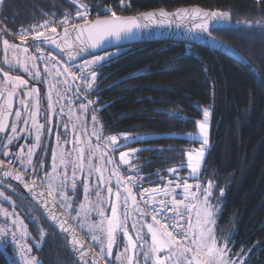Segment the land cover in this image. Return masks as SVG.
Segmentation results:
<instances>
[{
	"label": "trees",
	"instance_id": "1",
	"mask_svg": "<svg viewBox=\"0 0 264 264\" xmlns=\"http://www.w3.org/2000/svg\"><path fill=\"white\" fill-rule=\"evenodd\" d=\"M78 2L96 12L91 19L110 16L106 9L118 16L187 6L230 13L229 20L217 21L208 32L249 68L184 43L137 44L98 65L94 97L105 135L137 138L122 148L139 149L130 171L141 176V191L164 184L168 170L184 164L186 152L199 145L186 134L196 130L200 108H210V149L198 180L212 183L211 201L220 204L215 239L230 255L244 254V264H264V0H124L123 6L121 0ZM0 7L1 25L13 38L18 28L83 10L73 0H4ZM118 139L117 145L122 143ZM178 172L185 175L187 169ZM20 199L28 201L23 194ZM39 219L37 224L24 221L32 236H41L39 248L33 249L40 264H78L67 239ZM0 264L14 263L0 251Z\"/></svg>",
	"mask_w": 264,
	"mask_h": 264
},
{
	"label": "flooded vegetation",
	"instance_id": "2",
	"mask_svg": "<svg viewBox=\"0 0 264 264\" xmlns=\"http://www.w3.org/2000/svg\"><path fill=\"white\" fill-rule=\"evenodd\" d=\"M1 37L2 33H0V38ZM33 48L34 47H29L30 51ZM16 51L17 50L12 47H0V120H2L6 126L5 130L0 132V161H3V165L15 172L20 179H16L13 175L11 176V181L4 180L0 177V192L7 195L23 208L27 213L24 219H29L32 224H35V219L40 217L39 220L41 223H47L48 219L46 216L25 195V191L34 185H38L46 191L57 208L70 220L77 231L87 241L84 233L75 225L73 217L77 215H79L78 217L81 216V213L79 214L80 210L78 209V203L80 197H82L84 193V181L86 180V185L88 186L87 195H90L91 192L95 195L102 188L100 181L102 173L101 171H95L96 165L92 171L89 168L86 172L85 161L83 171L76 169L75 177H73L74 169L72 162L77 161L79 154L78 150H83V155L86 159L85 142L81 132L73 125L72 117L64 112H60L59 105L64 108L65 103L53 102V104H51V110H49L50 103L48 97L50 95L53 99H59L60 97L72 95L84 99L87 92V94L94 96L98 85L97 69L99 67L93 69L96 74L95 82L91 84L90 88H86V84H84V86L82 85V78L81 83L77 81L74 71V66H79L78 64H81L82 60L69 63L52 51L50 47H43V53H45L50 60L44 59L39 64H36L34 60L27 59L26 54L22 55L24 60H20L18 58L20 55L17 54ZM27 54L30 56L28 52ZM34 55L36 56L37 53H34ZM52 57H55V59H52ZM21 65L28 67L29 72H25L24 67ZM65 67L70 69L71 75L63 73ZM37 73L38 75H35ZM60 73L63 74L61 75ZM73 75L76 79L72 78ZM6 76L9 79H6ZM12 77H19L25 80L26 84L17 85L16 81L11 79ZM65 80H67L68 83H64ZM33 89L36 90L37 94L31 97L26 95V93H29ZM10 92H13L15 96L12 95L10 99V105L12 104L13 106L12 113L9 117L8 113L11 106L8 107L6 100H9ZM21 100H24L25 104L28 105L27 109L21 105ZM5 108H7V111H5ZM17 111L21 112L20 118H17L15 115ZM33 114H35V124L32 120ZM25 121H27V123H25ZM37 124L43 125L44 127L38 131ZM13 126L16 127L15 133L12 132ZM38 135L39 141L36 139ZM8 139L12 140L11 144L8 143ZM30 149L32 152L31 156H29ZM4 152H8L9 155H3ZM53 154H56L57 158L54 163L57 165L63 163L60 159L61 155L66 157L67 168L70 170L66 177L59 178V174L56 173L49 181H46V177L50 171V161L51 158L53 159ZM29 160L31 163H29ZM28 164L31 165L30 168ZM97 168L101 169V163L99 161ZM129 170L130 168L125 169V174H127ZM85 176H87V178H85ZM53 179L55 183L56 180L59 182L60 179L59 184L55 185L50 183L53 182ZM61 182H63V184ZM73 182L76 184L75 189L72 188ZM47 183L48 187H46ZM49 184L52 185L51 191L53 196L49 194ZM62 193L67 199L61 198ZM22 194L28 199V203H21L20 198H22ZM12 195L16 196L19 200H14ZM69 204L71 207H62V205ZM134 213L138 215V211L133 209L129 213L126 224L129 235L134 237L135 241H137L136 230L132 227L135 223V220L132 222ZM93 217L95 219V215H93ZM122 235L123 233L119 235L118 232L116 243L112 249V255H114V257L124 251L125 245L122 240ZM142 236L146 239L144 235ZM91 248L104 264H111L108 258L98 255L95 246ZM139 249L137 250L139 251Z\"/></svg>",
	"mask_w": 264,
	"mask_h": 264
},
{
	"label": "rangeland",
	"instance_id": "3",
	"mask_svg": "<svg viewBox=\"0 0 264 264\" xmlns=\"http://www.w3.org/2000/svg\"><path fill=\"white\" fill-rule=\"evenodd\" d=\"M42 33H43V36L41 37L40 40H35L34 39L35 34L33 35L31 40L34 43V46H33L34 48L31 49V51L29 49V47L31 46L26 44V42L22 41L21 39L18 40L16 33L14 35V38H13V35L7 38L4 34H2V37L0 38V47H5L4 41L7 40L8 43L12 45V48L17 50L16 51L17 54L21 56V57L18 56L20 60H24V58H22V55L26 54L27 59H32L34 60V63L39 64L44 59L50 60V58H48V56L45 53H43V47L44 46L49 47L48 40L56 36L59 33V30L56 29V32H52L48 30ZM25 48L28 49L27 52L30 54L31 58L27 54V52L24 51ZM119 50L120 49H117V50H113L110 52L97 55V56L106 57V59H104L100 63L92 64L91 66L88 65V62L94 60L97 56H93L85 60H82V63L78 64L79 66L77 67L74 66L75 68L74 71H75V76L77 77V81L81 83V80L83 79V82H82L83 86L86 83H90V84L94 83L95 80L93 81L92 76H91V73L94 72L93 69L95 67H98V65H100L102 62L115 57L118 54ZM34 53H37V55L35 56ZM95 78H96V74H95ZM87 93L84 99H82V97L72 96V95L60 97L59 99H53L51 96V99H49V97L48 99H49L50 104H53V102L54 103L60 102L61 104L65 103L64 108L59 105L60 112H64L65 114L72 117L73 125H75V127L78 128V130L81 132L83 136V140L85 142V147H86L85 171L87 172L88 169L90 168L88 166L89 164H91L92 166L90 168L92 171L95 165H96V168L98 167V161L101 163V173L103 175L104 188H101L98 191L100 193L99 197H97L96 194L93 195V193L91 192L90 195H87V199H85V192L83 193V196L80 197V200L78 203V209L80 210L79 214L81 213V216L78 217L79 215H77L76 217H73V221L75 225L78 227V229L84 233V236H86L87 242L89 243V245L91 247L95 246V249L100 257L105 256L106 258H108L111 264H122L121 260H117L116 257L119 256L124 251L119 253L116 257H114V255L108 256L107 254V234H106L107 220L111 218L112 207L114 205L117 207L118 217L121 220L124 219L125 202H124V195L122 193V188L120 186V183H118V176L120 178H123L122 180L124 184H127V186L131 187V189H133L135 186H138L139 182H141V176L137 174L128 175V174H125V171H124L125 169L130 168V161L134 158L135 154L139 151V149L136 148L135 150H138V151H133L134 149H131V148H122V145L130 143V142H134L137 138L130 133H123L119 135L122 143H119L118 145L110 144V142L108 141V139H106V136L103 132L101 121L99 118L100 106L97 105L96 98ZM89 101H91L92 103H89ZM81 105H85L86 107L81 108ZM205 109H207L210 114L209 119L207 121V137H208L209 143L207 145H203V137L200 136L197 125H196L195 131H192L186 134V138L190 140H196L199 142V145L193 149L198 150L202 146L205 148V154L201 162V167H200L199 172L193 175L191 174V170L187 167V153L189 152L188 151L185 154L184 164L182 166L171 168V169H177L175 173L170 172L169 171L170 169H169L168 170L169 176L165 180V183L156 187L160 189L170 190V193H171L170 195H162L158 193V196L162 198L175 211L176 209L173 207L171 203L172 196H175V198L178 201L184 200V197H185L184 188L182 186L175 187L176 184L182 185L186 181L188 184L193 185V187L190 189V192L196 194V199H191L190 197L189 200H185L184 202L192 203V204H199L203 200V195H204L203 190L207 188L208 183L210 182V181L201 182L200 180H198L204 160L210 149V140H209L210 139V122H211L210 108H207V107L200 108L201 118L198 121L203 122V111ZM49 110H51V107L49 108ZM93 115L96 116L97 122H93L92 120ZM97 136H99V139L97 138ZM125 136L128 137L127 140L124 139ZM105 152L107 153V155H103V153ZM122 152L128 153V156L125 157V159L129 161L128 163H124V161L121 160L120 154ZM90 153L92 155H91V159L89 160L88 157ZM112 158L114 160L115 165L113 164ZM109 160H111L112 162L108 163ZM28 165L30 168L31 165L30 164ZM54 166H55V171H53ZM182 167L187 169V172L185 175H182L180 172H178V170ZM49 170L50 171L46 177V181H49L53 177V175L56 173L59 174V178L66 177L68 171L70 170L67 168V158L64 157V162L59 163L58 165L54 163V160L51 158ZM113 173H117L118 176L114 175ZM129 176L132 177L130 181L127 180V177ZM182 176H186V177L181 178ZM85 178H87V176H85ZM169 181H172V184H169ZM59 182H60V179H59ZM59 182L58 180H56V183H55L53 179V182H50V183L58 185ZM197 184L200 185V191H197V189L195 188V185ZM85 185H86V180L84 181L83 190H84ZM46 187H48V183L46 184ZM108 188L112 189V194L110 196L109 203L107 202V189ZM150 189H153V188H150ZM117 191L121 193V197L119 201L117 200L115 196V193ZM210 191H211V196L209 197V204L213 212L210 218L212 223L208 224L207 227L211 229L212 235L215 236L216 221H217L220 204L216 200H213V202L211 201V199L213 198L212 187ZM145 194L148 196V195H152L155 193H152L149 191L147 193L145 192ZM51 196L53 195L51 194ZM5 197H7V199H5ZM82 205L83 207H81ZM140 210L143 211V209L141 208ZM179 210L181 212L185 211V209L182 206L180 207ZM101 211H103L104 213L103 216L99 214ZM26 215L27 213L23 210V208L18 203L13 201L11 198H9L4 193L3 195H0V229H4L6 233V235H0V251L7 258V260H9L10 262L14 264H27V261L31 258H35L36 264H40V261L37 259L36 255L33 253V249L39 248L40 243H41L40 242L41 236H39V239H36L34 236H32L29 233L27 226L25 224V221H24L25 220L24 218ZM93 215H95V219ZM189 216L191 217V223L193 225L196 224V210L193 209V211L190 214H186V226H184V230H186L187 221L189 219ZM132 218H133L132 222L135 220V224L137 225V228H139L140 225H144L146 223H152V220L148 219L147 215L141 216L140 211H138V215L134 213ZM101 221H103L102 225H101ZM92 225H100L104 229V231H101L99 227H91ZM118 232H119V235L120 233H123L122 230L117 228L115 232V243H116V239L118 236ZM135 232L137 235V231ZM13 234H15V237H16L15 240L13 239ZM140 234L144 235L146 239L139 241V244H144V249H147L151 243V237L147 231V228L144 227L140 229ZM93 235H96L99 238V241H103V243L98 242V240H93L92 239ZM122 236H123L122 240L124 242V245L127 246V243H128L127 239L124 237V234ZM132 238L134 242L138 244V241H135L134 237ZM20 245L26 246L28 249H30V251L25 252L23 248L20 247ZM217 246L226 248L225 259L236 261L237 264H239L240 260L244 261L245 255L242 254L241 252H238L234 255H230L229 249L224 244L222 246H219L217 243ZM101 247L105 248V252L103 255L100 254ZM137 249H139V247H137ZM137 249H135V252L140 253V257L138 258L140 259L141 264H143L142 250L139 249L138 251ZM128 255H133L132 249H129Z\"/></svg>",
	"mask_w": 264,
	"mask_h": 264
},
{
	"label": "snow or ice",
	"instance_id": "4",
	"mask_svg": "<svg viewBox=\"0 0 264 264\" xmlns=\"http://www.w3.org/2000/svg\"><path fill=\"white\" fill-rule=\"evenodd\" d=\"M4 0H0V4H2ZM74 3H77L78 9L83 8L84 11L81 12L77 10L76 15L78 17H84L85 20L87 19V7L83 4H79L78 0H73ZM124 0H121V5L123 6ZM257 2H260V0H257ZM106 12H111V15L107 19H97L96 21L92 23H87L84 26H74V30H77L79 32L87 31L88 33V41L90 43V46L92 48L99 47L103 44L104 40L108 37H116L119 39L122 34H129L131 33L133 28H139L141 26L140 20H147V21H154L157 17H167L169 14L163 10H161L158 14L157 13H146L142 18L140 17H120L116 15L115 12H112L111 9H106ZM174 16H191L193 18H197L200 22L196 24V27L201 29L204 32L208 31V22L209 21H227L230 19V13L228 12H220V11H203L199 8H194L191 10L188 9H182L178 10L177 13L172 14ZM59 23L62 24H68L69 20L66 17L65 20L60 21ZM41 28L48 27L47 25H41ZM50 31L56 32L55 28H50ZM24 38H26V33L22 34ZM43 36L42 32L37 31L34 39L40 40ZM68 36V30L65 29V37ZM77 39H79V36H77ZM53 43H55V40H53ZM67 44V40H66ZM4 45L6 48L12 47L8 43L7 40L4 41ZM25 52L28 51L27 48L24 49ZM61 51H64L63 48H61ZM69 56L71 57V54L69 53ZM52 59H55V57H52ZM106 59V57L103 56H97L94 60L89 61L88 65L91 66L92 64L100 63ZM23 66V65H21ZM25 72H29L28 67L23 66ZM63 73H68L71 75L70 69L65 67L63 70ZM63 73H60L61 75ZM35 75H38L35 74ZM92 80H95V72L91 73ZM73 79H76V77L73 75ZM6 79H9L6 76ZM11 79H14L16 81L17 85H25L26 81L23 79H20L19 77H12ZM64 83H68L67 80L64 81ZM91 84L86 83V88H90ZM34 94H37L36 90L33 89L29 93H26L29 97L33 96ZM14 95L13 92L9 93V100H6V104L8 107H10V99ZM49 99H51V96H49ZM21 105L24 106L25 109H27L28 105L25 104L24 100L20 101ZM89 103H92L89 101ZM49 107H51V104H49ZM86 107L85 105H81V108ZM5 111H7V108H5ZM17 118L21 117V112L17 111L15 113ZM209 111L205 109L203 111V122L196 121V125L199 129L200 136L203 137V145H207L209 143L208 137H207V121L209 119ZM33 123H36L35 114L32 115ZM93 122H97V118L95 115L92 116ZM27 123V121H25ZM5 124L2 120H0V132L5 130ZM44 126L37 124V130L39 131ZM12 132H16V127H12ZM99 139V136H97ZM37 141H39V135L36 137ZM110 144L115 145L117 143V137L116 136H110L107 138ZM125 140L128 139L127 136L124 137ZM8 143L11 144L12 140L8 139ZM95 151V150H93ZM138 151V150H133ZM79 154L77 157V161L72 162L73 163V177H75L76 169H79L80 171H83L85 167V157L83 155V150H78ZM205 154V148L202 146L200 149H193L187 153V167L191 170V174H196L199 172L201 167V162L203 160ZM3 155L8 156V152H4ZM32 155L31 149L29 150V156ZM70 155V153H69ZM91 153L89 154L88 159H91ZM103 155H107V153H103ZM128 156L127 152H122L120 154V158L124 163H128L129 161L125 159V157ZM56 154H53V160H56ZM61 162H64V157L61 155L60 157ZM112 161L109 160L108 163H111ZM29 163L31 161L29 160ZM3 164V161H0V165ZM90 168L92 167L91 164L88 165ZM53 171H55V166L53 168ZM95 171L100 172V168H95ZM170 172L175 173L177 169H170ZM114 175H117V173H113ZM16 179H20L19 176L16 177ZM123 178H120L118 176V183ZM132 177H127V180L130 181ZM101 180H103V177L101 176ZM34 183V181H33ZM63 184V182H61ZM169 184H172V181H169ZM124 187L125 193L127 195L124 197L125 202V212H124V219L121 220L117 215V207L114 205L112 207V215L111 218L107 220V254L108 256L112 255V248L115 244V232L117 228L123 231L124 237L127 239V246L124 248V252L121 253L119 256L116 257L117 260H121L122 264H141V261L138 257H140V253H136L135 249L139 247L142 250V260L143 264H237L236 261L225 259L226 255V248L225 247H218L217 241L215 239V236L212 235V231L210 228L207 227L208 224L212 223L211 216H212V208L209 204V197L211 196V182L208 183L207 188L203 190V200L199 204H192V203H185V200L196 199V194L191 193L190 189L193 187V185L188 184L186 181L181 184H176L175 187H183L185 190V197L184 200H177L175 196H172L171 203L173 207L176 209L174 211L173 215L171 217H166L164 220H161L159 217L164 212V208L156 209L152 208L151 212H149L147 209L141 211L139 208V205L136 201L135 196L132 193L131 187L127 186V184L122 185ZM27 187V185H26ZM52 185L49 184L50 192L49 194H52L51 191ZM72 188H76L75 182L72 184ZM195 188L197 191H200V185H195ZM152 192V193H160L162 195H170L169 189H160V188H153V189H145V192ZM84 192H85V199H87V193H88V186H84ZM108 192L111 195L112 189L108 188ZM0 195H3V193H0ZM97 197H99L100 193H96ZM221 195H223V192H221ZM115 196L117 200L119 201L121 197V193L117 191L115 193ZM62 199H67V197L62 193L61 194ZM7 199V197H5ZM131 200L133 205L135 206L136 211L141 212V216L150 215L152 219V223H146L144 225H140L139 228H137V225L134 223L132 225L133 229L137 231L136 240L141 241L145 238L140 234V229L146 227L148 233L151 237V243L147 249H144V244H137L134 242L132 236L129 235L126 221L128 219L129 213L127 212V204L128 201ZM141 200L144 201V203L147 205L149 204V200H145L144 196H141ZM161 203H164L161 201ZM183 207L185 209L184 212H181L179 209L180 207ZM62 207H71V205H62ZM83 207V205L81 206ZM193 209L196 210V224L193 225L191 223V217L189 216V219L187 221V227L186 230H184V226L180 225L179 219L184 218L186 214H190ZM101 216L104 215L103 211L99 213ZM7 215V213H6ZM179 218V219H178ZM52 219L56 220V216L52 214ZM168 220H172L173 223L169 224ZM15 222V221H14ZM103 224V221H101V225ZM62 231H68V229L64 228L63 224L60 225ZM91 227H99L101 231H104V229L100 225H92ZM176 229H180V231H176ZM91 230V228H90ZM0 235H6L4 229H0ZM13 239L15 240V234H13ZM93 240H98V242L103 243V241H99V238L96 235H93ZM146 242V241H145ZM73 245H78L79 247H83V243L79 240L74 239L72 241ZM20 247L23 248L25 252L30 251L26 246L20 245ZM129 249L133 250V255H128ZM105 252V248L101 247L100 254L103 255ZM163 254V255H161ZM87 254L84 252H81V256H86ZM27 264H36L35 258H31L27 261ZM239 264H244L243 260L239 261Z\"/></svg>",
	"mask_w": 264,
	"mask_h": 264
},
{
	"label": "water",
	"instance_id": "5",
	"mask_svg": "<svg viewBox=\"0 0 264 264\" xmlns=\"http://www.w3.org/2000/svg\"><path fill=\"white\" fill-rule=\"evenodd\" d=\"M199 8L203 11H207L199 6H187L177 8L175 11L168 12L164 9L149 10L137 15L131 16H120V17H140L142 18L146 13H159L161 10L167 12L169 15L167 17H159L157 15L154 21L140 20L141 26L139 28H133L131 33L122 34L119 39L116 37H108L104 40L103 44L99 47L92 48L88 41L87 31L79 32L74 30V26H84L87 23H92L97 19H107L109 16H102L95 19H86L80 22L69 24L62 27L59 33L48 40L49 47L57 55H59L64 61L73 63L83 59L90 58L92 56L110 52L117 49L126 48L129 46L150 43V42H176L184 43L188 45H193L197 47L211 49L219 54L229 57L235 60L237 63L248 67L247 62L242 59L232 48L227 46L225 43L212 36L208 31L204 32L196 27V24L200 22L197 18L191 16H174L172 14L177 13L178 10L182 9H194ZM209 12V11H208ZM217 21H209L208 29L210 27L216 26ZM68 30V36L65 37V29ZM79 36V39H77ZM55 40V43H53ZM67 40V44H66ZM36 42V41H35ZM61 48L64 51H61ZM71 54V57L69 56ZM15 96V95H13ZM14 98V97H13ZM12 104L8 113L10 117L12 113ZM117 144V143H116ZM113 164L114 163V160ZM116 167V166H115ZM117 168V167H116ZM128 175L132 174V171H128ZM17 177L15 172L6 167L5 165H0V177L4 180L11 181V176ZM103 177V175H101ZM101 186L104 188V182L101 180ZM123 180L120 181V186L122 188V193L124 197L127 195L124 191ZM133 193V191H132ZM26 197L46 216V218L51 222V224L67 239L75 260L78 264H104L102 260L97 256L94 250L91 248L89 243L83 238V236L77 231L70 220L57 208L54 202L47 195L46 191L34 185L25 191ZM134 195V194H133ZM110 194L107 189V202L109 203ZM135 196V195H134ZM136 198V196H135ZM137 201V198H136ZM128 213H130L135 206L132 201L129 200L127 204ZM52 214L56 216V220L52 219ZM63 224L64 228L68 231H62L60 225ZM76 239L83 243V247L78 245L74 246L72 241ZM81 252L86 253V256H81Z\"/></svg>",
	"mask_w": 264,
	"mask_h": 264
},
{
	"label": "built area",
	"instance_id": "6",
	"mask_svg": "<svg viewBox=\"0 0 264 264\" xmlns=\"http://www.w3.org/2000/svg\"><path fill=\"white\" fill-rule=\"evenodd\" d=\"M83 11H84V9L81 10V12H83ZM0 14H1V8H0ZM92 15H96V12H91L89 9H87V17H91ZM75 16H77V15H75ZM75 16L74 15H67V16H62V17H53V16H51V17L45 18V19H43V20H41L39 22H36V23L31 24L28 29L19 31L18 37L22 41H30L31 40V37L34 34H36L37 31L43 32V31L50 30V28H60V27H64L66 25L71 24L73 21H75ZM66 17L69 20V23L68 24L59 23L60 21L65 20ZM79 18H84V17H79ZM41 25H47L48 27L41 28L40 27ZM23 33H26L27 34L26 35V38L23 37V35H22ZM111 136H116L117 139H118V135H116V134H112ZM134 190H135V192L138 195L139 204H140V206H141V208L143 210L147 209L149 212H151V210H152L153 207L156 208V209L164 208L165 209L164 212L159 217L161 220H164L166 217H171L173 215V213H174L175 210L171 206H169L167 203H165V202L164 203H161V201H159L156 204H151L149 202V204L146 205L144 203V201L141 200V196L142 195L144 196V199L145 200H149V198L147 197V195L144 194V191L138 190L135 187H134ZM147 216L151 219V216L150 215H147ZM168 223L169 224H172L173 221L172 220H168ZM179 223H180V225L185 226V223H186V215L184 216V218L179 219ZM176 231H180V229H176Z\"/></svg>",
	"mask_w": 264,
	"mask_h": 264
},
{
	"label": "crops",
	"instance_id": "7",
	"mask_svg": "<svg viewBox=\"0 0 264 264\" xmlns=\"http://www.w3.org/2000/svg\"><path fill=\"white\" fill-rule=\"evenodd\" d=\"M1 8V7H0ZM1 15V14H0ZM76 15V13L74 14V16ZM79 17L75 16V20H77ZM0 27L1 29L3 30L2 34L4 35H11L10 33H6L5 30L3 29L2 25H1V21H0ZM28 29V28H27ZM21 30H26V29H22V28H18V30L16 31V36L18 37V34H19V31ZM15 35V34H14ZM140 183V182H139ZM147 197H149V200H150V203L152 204H156L157 202L159 201H163L165 202L162 198H160L158 196V193H155V194H152V195H148ZM185 226H186V223H185Z\"/></svg>",
	"mask_w": 264,
	"mask_h": 264
},
{
	"label": "clouds",
	"instance_id": "8",
	"mask_svg": "<svg viewBox=\"0 0 264 264\" xmlns=\"http://www.w3.org/2000/svg\"><path fill=\"white\" fill-rule=\"evenodd\" d=\"M81 19H85V18H78V20H81ZM87 19H91V18H89V17H87ZM76 21V20H75ZM75 21H73L72 23H75ZM71 23V24H72ZM67 26V25H66ZM65 27V26H64ZM3 32V30L1 29V27H0V33H2ZM44 32V31H43ZM33 37V36H32ZM32 37H31V39H32ZM17 39L19 40V37H17ZM26 42V44H28V45H30V46H33L34 45V43L32 42V40H30V41H25ZM80 83V82H79ZM112 134H110V135H105L106 136V139L108 138V137H110ZM117 135V134H116ZM118 138H119V136H118ZM119 139H117V141H118ZM135 188L136 189H138V190H140V187H139V185L138 186H135ZM132 191H133V194L136 196V198H137V203H138V205H139V207L141 208V206H140V204H139V198H138V195H137V193L135 192V190H134V188L132 189ZM144 194H145V191H144ZM166 203V202H165ZM142 209V208H141ZM147 218L148 219H150L148 216H147ZM151 220V219H150Z\"/></svg>",
	"mask_w": 264,
	"mask_h": 264
}]
</instances>
